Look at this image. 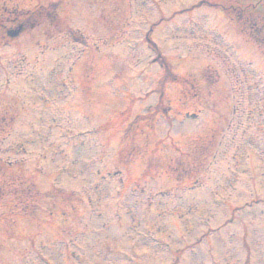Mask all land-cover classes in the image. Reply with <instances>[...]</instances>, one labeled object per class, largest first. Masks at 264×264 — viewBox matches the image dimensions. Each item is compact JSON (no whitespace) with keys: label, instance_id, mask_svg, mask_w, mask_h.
<instances>
[{"label":"rangeland","instance_id":"rangeland-1","mask_svg":"<svg viewBox=\"0 0 264 264\" xmlns=\"http://www.w3.org/2000/svg\"><path fill=\"white\" fill-rule=\"evenodd\" d=\"M84 1L0 41V264H264V51L200 0Z\"/></svg>","mask_w":264,"mask_h":264},{"label":"trees","instance_id":"trees-1","mask_svg":"<svg viewBox=\"0 0 264 264\" xmlns=\"http://www.w3.org/2000/svg\"><path fill=\"white\" fill-rule=\"evenodd\" d=\"M247 32V31H246ZM249 37H252L255 41L259 42L264 47V28L257 30V33L247 32Z\"/></svg>","mask_w":264,"mask_h":264}]
</instances>
